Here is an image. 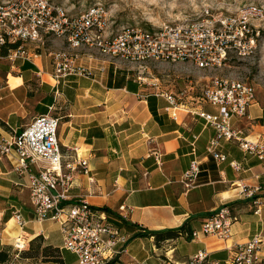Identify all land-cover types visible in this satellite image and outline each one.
I'll return each mask as SVG.
<instances>
[{
  "label": "crops",
  "instance_id": "obj_1",
  "mask_svg": "<svg viewBox=\"0 0 264 264\" xmlns=\"http://www.w3.org/2000/svg\"><path fill=\"white\" fill-rule=\"evenodd\" d=\"M32 53L16 60L0 55V138L22 132L38 115L55 112L63 154L75 156L77 150L88 162L89 173L75 176L68 203L86 200L97 209L107 207L111 219L130 238L127 254L113 264H128L132 259L161 264L167 255L182 263L199 251L207 252L211 260L227 261L237 245L257 234L264 236V160L247 156L236 143L224 142L227 160L217 162L207 152L215 136L212 127L184 112L175 120L164 98L149 94L144 84L129 76L106 73L101 78L97 57L82 60L93 70L94 79L57 80L52 57ZM153 95L151 111L148 97ZM263 116L264 109L257 102L240 126L246 128L249 140L264 144ZM194 159L201 161L199 182L186 190L181 178ZM68 161L73 160H64ZM232 162L242 169L234 168ZM13 164L0 161V249L16 246L18 238L30 242L42 235L48 245L62 250L59 225L37 220L30 202V176ZM258 186L261 190L250 197L247 192ZM225 205L239 218L226 241L181 236L158 248L155 237L145 235L175 230L186 222L193 231L199 230ZM121 206L127 208L125 220L117 218ZM17 210L23 226L17 224ZM12 221L16 222L10 227ZM260 254V264H264V247ZM63 256L68 264H77L72 253L63 250Z\"/></svg>",
  "mask_w": 264,
  "mask_h": 264
},
{
  "label": "built area",
  "instance_id": "obj_2",
  "mask_svg": "<svg viewBox=\"0 0 264 264\" xmlns=\"http://www.w3.org/2000/svg\"><path fill=\"white\" fill-rule=\"evenodd\" d=\"M224 3L235 7L224 12L221 2L206 4L199 14L168 22L160 27L143 28L128 26L118 32H110V12L102 5H94L76 15L63 5L51 0H0V55L8 50L7 58H26L28 44L44 45V40L54 37L64 43V49L50 53L57 80L69 77L94 79L91 67L81 65L80 52L96 50L113 59L137 66L145 73L151 63H189L200 69L222 67L232 54L247 56L255 46L252 23L258 16L254 3L240 5L237 0ZM18 47L13 49L12 46ZM35 54V51H32ZM101 75L107 73L100 66ZM193 89V88H192ZM188 91L179 95L157 94L164 98L175 120L179 112L194 115L212 127L215 136L207 146V152L217 162H225L222 152L224 142L236 143L244 154L264 160V144L251 141L246 128L240 123L249 119L250 108L257 103L253 84L239 79L215 78L189 105ZM194 105V106H192ZM210 106L215 111L204 108ZM52 108H50V111ZM60 119L51 113L36 116L22 132L0 138V161H14V168L30 176V202L38 221H52L59 225L63 237L62 250L72 253L78 264H113L127 254L130 238L123 228L111 219L104 209L93 207L86 200L68 203L70 191L77 174H88V162L76 155H64L59 140ZM65 159L73 160L64 162ZM231 165L241 170V164ZM201 161L194 159L184 172L181 183L186 190L198 185ZM258 186L248 191L253 197ZM260 212L257 209L256 214ZM127 208L121 206L118 217L125 220ZM20 226L24 225L20 210L15 212ZM239 221L231 208L221 207L207 219L199 230H194L192 240L213 237L226 241L232 227ZM25 242V241H24ZM18 240L16 248L24 249ZM264 236L255 235L245 244L236 247L234 256L227 261L211 260L205 251L189 257L185 262H175L168 255L161 264H260ZM128 264H140L132 259Z\"/></svg>",
  "mask_w": 264,
  "mask_h": 264
},
{
  "label": "rangeland",
  "instance_id": "obj_3",
  "mask_svg": "<svg viewBox=\"0 0 264 264\" xmlns=\"http://www.w3.org/2000/svg\"><path fill=\"white\" fill-rule=\"evenodd\" d=\"M54 3L63 5L71 14H78L94 5L102 4L110 12V32H118L128 26H140L143 28L160 27L168 22H176L183 18L199 14L206 4H216L221 2L220 7L226 12L234 11L235 7L224 6V3H231V0H51ZM240 5L254 3L258 9V16L252 23L255 46L247 56L232 54L226 63L216 69H200L196 66L177 63H151L149 69L140 74L137 66L131 65L119 59H113L103 55L96 50H83L80 52L81 65L89 67L83 63V58L87 56L97 57L101 60V66L107 67V74H112L119 78L124 75L131 80L140 82L148 89L149 94H169L177 96L181 92L188 91L190 99L189 105L195 103L193 99L201 96L203 89L210 85L215 78L235 80L253 84L256 89V101L264 109V0H237ZM45 44H28L25 46L27 52H38L41 54L56 53L64 49V43L54 37L44 40ZM104 76V75H103ZM101 75V78H103ZM105 76V78H106ZM193 88V89H192ZM191 103V104H190ZM194 106V105H192ZM55 115V112L53 113ZM20 226V224L17 222ZM21 239L23 243L25 240ZM25 248L20 250L16 246L12 247L11 259L7 264H59L58 253L54 252L45 258L41 254L37 257H27L24 252L30 249V242H24ZM17 244V243H16ZM45 245V244H44ZM172 245L165 246L166 251ZM37 246L32 249L29 256H35ZM75 258V257H74ZM164 258V257H162ZM78 264V263H77Z\"/></svg>",
  "mask_w": 264,
  "mask_h": 264
},
{
  "label": "trees",
  "instance_id": "obj_4",
  "mask_svg": "<svg viewBox=\"0 0 264 264\" xmlns=\"http://www.w3.org/2000/svg\"><path fill=\"white\" fill-rule=\"evenodd\" d=\"M17 47H18L17 45L12 46L13 49ZM1 53L2 55H7L8 50L4 49L1 51ZM154 97H155L154 95L148 97V103H149V107L151 111H152L151 101ZM260 122L264 125V116L260 120ZM103 209L106 210L109 214H112L110 209H108L107 207ZM192 232H193V229H192L190 222H186L180 228L175 229V230H167L164 232H150V233H146L145 235L149 237L154 236L155 244L157 245L158 248H160L162 247V244L165 241L170 240V239H177L181 236H185L187 239H191ZM35 246H37L36 255L29 256L32 249H35ZM12 247L13 246H6L3 249H0V264H7L10 261ZM54 252L58 253L57 256H58L59 264H68L67 259L63 256V250H61L58 247H53L51 245H48L45 241V238L42 235H39L30 241V249L24 252V255H27V257H37L41 254L43 257L47 258Z\"/></svg>",
  "mask_w": 264,
  "mask_h": 264
},
{
  "label": "bare ground",
  "instance_id": "obj_5",
  "mask_svg": "<svg viewBox=\"0 0 264 264\" xmlns=\"http://www.w3.org/2000/svg\"><path fill=\"white\" fill-rule=\"evenodd\" d=\"M15 222H16V221H12V222L10 223V227L13 226V225L15 224Z\"/></svg>",
  "mask_w": 264,
  "mask_h": 264
}]
</instances>
